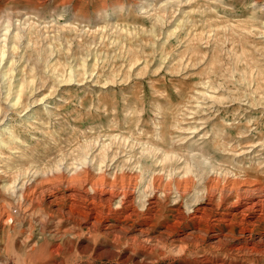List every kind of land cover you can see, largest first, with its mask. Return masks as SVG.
<instances>
[{
	"label": "rangeland",
	"instance_id": "rangeland-1",
	"mask_svg": "<svg viewBox=\"0 0 264 264\" xmlns=\"http://www.w3.org/2000/svg\"><path fill=\"white\" fill-rule=\"evenodd\" d=\"M5 4L2 16L19 19L0 59V210L14 208V222L0 229L3 264H186L195 245L210 257L219 254L202 223L185 253L168 248L144 261L139 218L121 210L116 219L103 214L93 226L81 214L86 202L66 199L80 212L69 214V205L61 210L51 202L63 187L50 188L55 176L69 177L79 164L82 146L97 142L93 156L98 154L106 132L117 137L105 163L108 176L134 174L140 185L154 177L158 190L170 188L166 193L175 202L165 203L164 215L171 225L181 220L173 209L188 217L204 205L195 199L205 197L213 176L181 178L191 150H202L227 170L219 175L222 183L240 174L239 166L249 169L252 180L264 177L255 174L264 166V0H0V7ZM196 140L202 148L192 147ZM148 145L175 156L167 163L146 157ZM146 168L151 173L143 181ZM189 180L193 196L175 200L176 186ZM21 185L26 191L17 193ZM43 186L51 191L43 194ZM27 187L36 191L32 205L24 198ZM192 228L189 221L173 226L165 244L184 239Z\"/></svg>",
	"mask_w": 264,
	"mask_h": 264
},
{
	"label": "bare ground",
	"instance_id": "bare-ground-1",
	"mask_svg": "<svg viewBox=\"0 0 264 264\" xmlns=\"http://www.w3.org/2000/svg\"><path fill=\"white\" fill-rule=\"evenodd\" d=\"M39 2H40V0H39ZM7 6H8V4H5L4 6L0 7V39H1V37H3V41L0 40V59H1V61H2V58L4 57V55L6 53L5 47L7 46V43L9 40L12 39L11 34H12V32L15 31L14 30L15 27H14L13 22H14V20L19 19V17L15 16V15L14 16L13 15L2 16V14L7 10V8H8ZM1 32H3V35L1 34ZM13 37H14V40L16 41L17 36L15 35ZM14 48H15V44L13 45L12 49H14ZM9 71L12 72V70H9ZM5 76H7V75L5 74ZM3 77H4V75H3ZM1 79L2 78L0 77V82H1ZM9 82H11V80ZM5 83H6V81H5ZM111 135L112 134L108 133V132H106L104 134L103 137L105 138V140L101 143V146L98 147L99 148L98 154H96L94 156H93V150L96 147L97 142L92 147L89 144H86V145L82 146L81 148L79 147L80 148V154H79V157H77L79 164L77 163L78 165L73 167L74 168L73 171L72 172L70 171L71 172L70 174L68 173L69 177H68V175H65L68 178H63L62 176H64V175L62 172V174H61L62 176H58V177L55 176L56 179H54L53 183L51 182L52 186L50 189H54L55 191L59 190L61 187H63V189H64V191L62 192V194H60V196H57L56 193L53 195L51 194L52 195L51 202L53 204L54 203L57 204L58 207L61 210H63L64 206L66 204V202H65L66 199H69V200L71 199L74 202H75V200H80V201L86 202V206H83V208H82L83 211H81V214L83 213L85 219L90 220L93 226L98 223L97 220L100 219L99 217H101L103 214H106L107 218H115L116 219V217L119 214H122V212H120L121 210H124V212L126 211L128 213L127 215H125V217H127V218H132V217L139 218V228L138 227H136V228H138V234L140 235V238H141L140 254H141L144 261H150L151 262V260L157 259L159 256L164 254V252H166V250L168 248H170L169 251H173V252L178 253V254L185 253V251L189 249V243L187 242L188 238L191 237V239L196 240L197 237L193 234L195 232L202 231L203 229H202L201 224L207 223L208 225L206 226V228H204V229H206V230H204L206 233H204V234H206V236L209 237L213 241V244L215 243L216 247L218 249H220L219 254H217V255L214 254V256L216 255L215 257H213V256L210 257L209 256L210 253L205 250L206 248L200 249L198 246L195 245L194 250H196V251L189 252L188 255H186V257L188 259L185 258L183 260L184 263H186V264H264V177H259L258 175H255L256 177H259L258 180H252L251 177H253V176L248 174V173H250L249 169L246 167H240L239 166L237 168L239 169L240 174H235L233 179L228 181L227 183H224V181L222 183L221 180H220L221 181V183H220V181H218L220 173L227 175L228 174L227 170L223 169V167H221L219 165V163H217L216 161H214V162L210 161V157H207L205 154L203 155L202 150L198 149V148H202L203 145L200 144V142H198V140H196L192 147H196L198 150H195V149L191 150L190 152H188L187 157L184 158V168L181 170L182 171L181 172L182 173L181 178L192 179L191 177L194 178L197 176H199L200 178H203V177L209 178V176L212 174L213 176L210 179V184H208L210 187L208 186L209 190H207L206 194L204 195L205 197L195 199L196 205L197 204H204V205H201L200 207L196 206V208L192 210V213H190L191 215H189L188 217H185V213H183L182 210L180 211L179 209H173L172 212H174L176 215H178V218L180 217L181 220H176L175 222L172 223L173 225H171V224L166 223L168 221V219H170V217L164 215L165 214L164 213L165 203H168L169 199H171V197H168V195L166 193L169 191L170 188L168 190H161V191L158 190V188H157L158 186L155 187V185L153 184V182H155V180H156L154 177L151 178V182H149L147 185L146 184L144 185L143 182H141V185H140V184H137V177L134 176V174L131 176L128 175V177H127V174H130V173H127L126 176L124 174L117 176V171H116V173L114 171L112 173L111 177H110V175L108 176V173H107L108 167L105 163L108 160V158L110 157V155L112 154V148H111L112 143L117 138L116 136H111ZM94 141H95V139H94ZM202 143H204V142H202ZM136 146H134V147H136ZM243 149H247V150L251 149V151H253L254 146L246 145ZM143 152H144V156L150 157V158L156 157V159L159 157V159L163 160L164 163H167V161L168 162L172 161V159L175 156L174 154H169V153L164 152V151L160 152V150H158L156 152L154 147H152L151 145L146 146V149H145V151L143 150ZM158 152H160L161 154L157 156ZM242 152H244V150ZM127 153H129V152H127ZM119 154L121 155V153H119ZM245 154H246V150H245ZM114 155H116V154H114ZM142 155H143V153H142ZM62 163H63V161H62ZM72 163L74 164L75 162H72ZM136 163L138 164L139 162L136 161ZM110 165H111V163H110ZM126 165H127V163H126ZM170 165H171V163H170ZM199 166H204V167L200 168ZM114 167H115V165H114ZM162 167H163V165H162ZM63 168H64V164H63ZM127 168H128V166H127ZM180 169H181V167H180ZM61 170H59V172ZM93 170H95L96 173H94ZM172 170H171V172H172ZM177 171H179V170H177ZM255 171H256L255 174H258V173L264 174V166H261L260 168L256 169ZM121 172H122V170L119 171L120 174H121ZM51 173H50V175H51ZM54 173H52V174H54ZM150 173H151L150 168L144 169L142 174H141L142 179L145 178V176L147 177ZM174 178H176V177H174ZM49 179H47V180H49ZM145 179H143V181ZM178 179H180V178H178ZM160 181H161V179H160ZM176 181H178V180H176ZM190 183H191V180L185 181L183 183V186L181 187V189H179V188H180V185L182 183H179V185L176 186L177 197L175 198V200H177L179 198L182 199L183 197H187V195L193 196V194H192L193 192L191 191L192 185H189ZM160 184H161V182H160ZM187 185H188V187H187ZM5 189H7V188H5ZM27 189H28V187H27ZM48 189L49 188H44V186H43V189L39 190V191L44 194V191L48 190ZM28 190L30 191L31 189H28ZM14 191H15V189H13V187H11V193L9 192L11 194V197L13 196ZM17 191L18 192L26 191V186H24V185L19 186V188H18V190H16V192ZM28 192L24 195L25 196L24 198H26V200L28 202L34 201L33 198H34V194L36 193V191L33 192L31 190V193H28ZM37 193H39V192H37ZM43 194H42V196H43ZM22 195H23V193H22ZM42 196L39 198L41 199ZM39 198H37V199L39 200ZM173 200L174 199H172V201H169V203H174L175 201H173ZM15 201H17V200L15 199ZM21 201H22V199H21ZM42 201H44V200L42 199ZM48 201H50V199ZM88 201H89V203L87 205ZM202 201H204V202L200 203ZM70 202L68 201V204H66V205H69V207H67V213L79 214L80 213V212H78L79 210L76 211L75 208L72 207V206H75L76 202L75 203H70ZM77 203H76V205H79ZM38 204H40V203H38ZM136 204H139L141 206V213L140 214L135 209V207H137ZM31 205H32V202H31ZM16 206H17V204H16ZM24 207H26V206H24ZM34 207H36V206H34ZM172 208H174V207H172ZM13 209L5 210L2 208L0 210V229L2 232L5 231V229L7 228V225L10 221L14 222L13 221L14 220L13 219V213H14ZM181 209H184V208H181ZM187 212L189 213V210ZM21 215H22V213H21ZM17 216H19V215L16 214V217ZM74 216H76V215H74ZM81 217H83V216L81 215ZM51 218H52V215H51ZM56 220H57V218H56ZM71 220H73V218H71ZM16 221H17V219H16ZM31 221H33V220H31ZM76 221H75V223H77ZM184 221L185 222L189 221L193 225V228H192L193 231L186 234L184 236V239L181 240V239L177 238L176 240L171 241L172 243L169 246H167L164 242V239L167 240L166 237H170V235L174 233L173 226H175L177 224L181 225ZM131 222H132V220H131ZM158 224L159 225L164 224V225L161 226L162 230L158 233V235L154 236L153 232L156 230V227L158 226ZM10 225H12V223ZM43 226H45V223L44 224L42 223V227ZM52 226H54V225H52ZM128 228H130V227H128ZM27 229H30V227ZM120 229H122V228L120 227ZM237 229H238V233H239V237H238L239 239L238 238L234 239L233 235H234L235 230H237ZM55 231H56V229H55ZM65 231H67V230H65ZM257 231H261L263 233L258 234ZM126 232H127V230H126ZM51 234H53V233H51ZM55 234H56V232H55ZM61 235H62V233H61ZM125 236H127V235H125ZM253 236L258 237V238L255 239ZM226 239H230V240L232 239L231 242H234V243L230 244L231 243L230 242L228 247L226 249H223L224 247H222V245L224 244V241ZM112 245H114V244H112ZM131 248H132V246H131ZM190 255L193 256V260H189V258L191 257ZM0 264H3L2 260H1V256H0ZM144 264H146V263L144 262Z\"/></svg>",
	"mask_w": 264,
	"mask_h": 264
}]
</instances>
